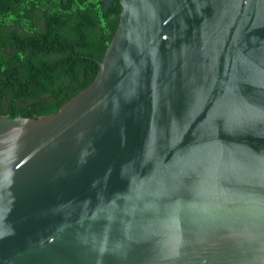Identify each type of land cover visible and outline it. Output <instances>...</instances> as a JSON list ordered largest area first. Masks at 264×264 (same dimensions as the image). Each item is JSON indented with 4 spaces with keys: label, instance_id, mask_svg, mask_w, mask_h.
I'll use <instances>...</instances> for the list:
<instances>
[{
    "label": "water",
    "instance_id": "obj_1",
    "mask_svg": "<svg viewBox=\"0 0 264 264\" xmlns=\"http://www.w3.org/2000/svg\"><path fill=\"white\" fill-rule=\"evenodd\" d=\"M119 2L87 87L0 116V264H264V0Z\"/></svg>",
    "mask_w": 264,
    "mask_h": 264
},
{
    "label": "trees",
    "instance_id": "obj_2",
    "mask_svg": "<svg viewBox=\"0 0 264 264\" xmlns=\"http://www.w3.org/2000/svg\"><path fill=\"white\" fill-rule=\"evenodd\" d=\"M99 2L0 0V116L54 113L93 81L121 11Z\"/></svg>",
    "mask_w": 264,
    "mask_h": 264
},
{
    "label": "flooded vegetation",
    "instance_id": "obj_3",
    "mask_svg": "<svg viewBox=\"0 0 264 264\" xmlns=\"http://www.w3.org/2000/svg\"><path fill=\"white\" fill-rule=\"evenodd\" d=\"M46 1H49V0H46ZM58 1H59V0H58ZM63 1L65 2L66 0H63ZM97 1L99 2V0H97ZM113 1H114V0H111V4H112ZM111 4H110V5H111ZM110 5H109V6H110ZM99 6H100L101 8H103L104 4L99 2Z\"/></svg>",
    "mask_w": 264,
    "mask_h": 264
}]
</instances>
